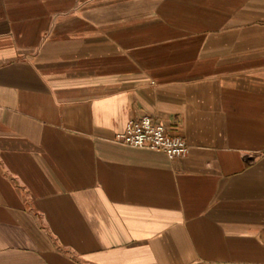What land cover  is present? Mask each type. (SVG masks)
Returning a JSON list of instances; mask_svg holds the SVG:
<instances>
[{"label":"crops","instance_id":"1","mask_svg":"<svg viewBox=\"0 0 264 264\" xmlns=\"http://www.w3.org/2000/svg\"><path fill=\"white\" fill-rule=\"evenodd\" d=\"M0 264H264V0H0Z\"/></svg>","mask_w":264,"mask_h":264},{"label":"built area","instance_id":"2","mask_svg":"<svg viewBox=\"0 0 264 264\" xmlns=\"http://www.w3.org/2000/svg\"><path fill=\"white\" fill-rule=\"evenodd\" d=\"M114 141L129 147L161 151L170 159L186 156L189 149L182 137L168 133L163 124L149 115L129 121L124 131L115 134Z\"/></svg>","mask_w":264,"mask_h":264}]
</instances>
